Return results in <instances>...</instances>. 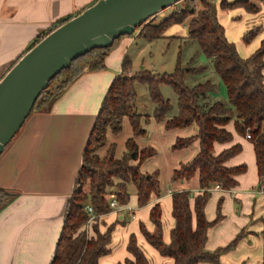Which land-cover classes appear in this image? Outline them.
Wrapping results in <instances>:
<instances>
[{"label":"crops","instance_id":"crops-1","mask_svg":"<svg viewBox=\"0 0 264 264\" xmlns=\"http://www.w3.org/2000/svg\"><path fill=\"white\" fill-rule=\"evenodd\" d=\"M92 2L0 0V80L41 33L61 19L83 12ZM220 3L221 0L216 2L218 6ZM259 7L256 14L242 7L232 10L218 7V17L226 36L236 44L243 58L255 53L264 40V5L259 4ZM167 11L170 12L166 14ZM172 13L173 10L168 8L153 20L156 23L158 17L166 19ZM182 25L183 29L180 25L171 26L163 37L187 38V23ZM261 26L257 37L246 44L245 34ZM133 42V37L124 38L107 57L105 70L86 72L50 107L30 115L0 156V188L14 195L13 201L0 212V264H51L103 99L114 78L122 73L123 61L128 57ZM215 84L222 89L223 83L219 79ZM123 126L119 135L108 131L107 145L98 151L101 158L113 144L116 145V157L122 158L126 152V141L134 137L128 118L124 119ZM142 126L146 135L135 138L139 148L152 147L157 153L146 160L140 170L144 174H159L161 195H152L150 202L140 207L137 189L129 184L130 200L123 205L125 208L112 210L98 218V228L102 233L114 225L110 253L102 257L99 264H125L127 259H133L128 250L132 236L136 237L150 264H174L173 259L162 256L146 240L141 228L144 226L152 234L156 232L151 210L160 204L163 240L170 244L175 227L173 193L182 190L199 192L198 175L190 181H171L173 172L182 164L191 162L200 152L199 141L186 149H173L178 138L196 136L197 125L167 130L165 123L157 122L153 115H144ZM227 130L233 134V141L215 143L214 153L219 155L241 144L242 152L227 161L226 166L245 164L247 171L237 178L238 185L234 189L212 191L206 216L210 222L215 221L219 214L221 219L208 230L206 249L211 252L222 250L221 264H264V186L260 184L254 145L236 132L234 123L229 124ZM160 150L165 151L163 158ZM132 164L136 165L137 161ZM162 165L166 171L164 175L160 172ZM113 189L110 192H115ZM112 196L114 193L107 195V199ZM220 199L222 206L219 212ZM89 230L94 235L91 227Z\"/></svg>","mask_w":264,"mask_h":264},{"label":"trees","instance_id":"trees-1","mask_svg":"<svg viewBox=\"0 0 264 264\" xmlns=\"http://www.w3.org/2000/svg\"><path fill=\"white\" fill-rule=\"evenodd\" d=\"M184 1L179 9L174 10L162 22L155 23L152 20L145 24L139 35L147 41H154L163 37L171 26L188 22L187 39L196 42L210 60L214 74L227 90L228 101L216 97L218 86L210 76H204V83L194 86L187 83L189 76L207 72L205 66H194V61L183 66L179 58L172 74L161 75L144 70L129 75L132 61L125 57L122 73L114 78L103 99L85 148L83 165L68 202L63 229L51 264H99V260L110 253L109 245L114 225L102 233L97 224L99 217L112 211L107 199L110 193H114L120 205H126L130 200L128 185L133 184L137 189L140 207L146 206L152 195H161L159 174H144L140 170L141 165L157 152L152 147L140 149L135 140L136 137L146 135L142 126L144 116L136 107L137 83L147 85L154 105L153 116L157 122L165 123L167 130L184 129L194 124L198 127L196 136L178 138L173 146L174 150H182L195 141L200 142V152L197 156L176 169L171 178L175 183L190 181L197 175L199 177L198 194L182 190L172 195L175 227L171 233V243L166 244L163 240L160 204H156L151 210V220L156 226V232L152 234L144 226L141 228L146 240L162 256L173 259L174 264H221L222 250L211 252L206 249L208 230L221 216L219 214L215 221L210 222L206 216V206L216 185L230 191L237 187V178L247 171L245 164L226 166L227 161L242 152L241 144H236L219 155L214 153L215 143L233 141V134L227 130L229 124L234 123L236 132L241 136L251 134L249 140L254 145L260 184L264 186V40L255 53L243 58L236 44L227 38L225 28L218 17V7L224 10L242 7L247 12L256 14L260 10L256 3L264 5V0H221L219 6L216 4L218 0H199V9L196 0ZM80 13L61 19L47 32H43L27 52L52 31ZM257 35V32H248L244 36V42L250 44ZM128 37L131 36L121 37L113 46L95 49L73 61L69 68L51 81L37 100L31 115L50 107L86 72L105 70L109 54ZM163 84L170 85L177 95L178 111L174 116L172 104L161 93ZM125 118L129 119L134 134L133 138L126 141V152L122 158H117L116 145L113 144L101 158L98 151L107 145L108 131L119 135L123 130ZM133 161H137V164L133 165ZM116 180L118 183H115ZM86 186L88 191H85ZM113 187L117 190L110 192ZM13 199V194L0 188V212ZM87 206H91L96 215L90 225L88 222L91 215L86 210ZM221 206L222 199L219 201V212ZM90 227L94 235L89 232ZM128 250L133 259H127L125 264H150L135 236L131 237Z\"/></svg>","mask_w":264,"mask_h":264},{"label":"water","instance_id":"water-1","mask_svg":"<svg viewBox=\"0 0 264 264\" xmlns=\"http://www.w3.org/2000/svg\"><path fill=\"white\" fill-rule=\"evenodd\" d=\"M184 0H98L30 49L0 80V156L51 81L73 61L124 36Z\"/></svg>","mask_w":264,"mask_h":264},{"label":"rangeland","instance_id":"rangeland-1","mask_svg":"<svg viewBox=\"0 0 264 264\" xmlns=\"http://www.w3.org/2000/svg\"><path fill=\"white\" fill-rule=\"evenodd\" d=\"M96 1L98 0H93L92 3ZM184 3L185 1H182L170 8L173 11L177 10ZM91 4H89V6ZM256 4L259 6V4L261 3L257 2ZM196 6L198 9L201 7L199 0H196ZM169 12L170 11H167L166 14H168ZM164 19L161 17H158V19L156 20V23L161 22V20H164ZM151 21H148L146 24L150 23ZM54 25L55 24L47 28L44 32H47ZM180 27L182 29L184 28L183 25H180ZM142 28L143 27L137 29V31L131 36L133 37L134 42L129 49L128 57H130V60L132 61V71L133 72L132 71L129 72V75H135L136 73L144 71V70L152 72V73L161 74V75L172 74L180 58L183 66H187L192 61H194L193 63L194 66L207 67V72L205 74H202V75L197 74V75H192L188 77L187 83L190 86H194L199 83H204L205 82L204 76L212 77L213 80L215 79L214 82L216 81V79L218 80V77L214 74L213 66L210 60L204 55V53H202L199 45L196 42L189 40L187 38H177V37L176 38L161 37L154 41H147L139 35V32ZM261 29H262V26L255 27L253 28L252 32H257L259 34ZM33 43L30 44L29 48L31 47ZM217 88L218 89H217L216 95L218 96V98L221 100L228 101L227 90L224 84L222 86V89L219 86ZM136 90H137L136 107L138 109V112L141 113L143 116L153 115L154 105L151 101L147 85L143 83H137ZM161 93L172 104L173 106L172 114L177 113L178 111L177 101L178 100H177V95L172 89V87L170 85L163 84L161 86ZM124 134H125V131L121 134V136ZM160 152L162 151L160 150ZM164 154H165V151L163 150V152L160 155L161 158H163L166 155ZM160 172H161V175L162 174L164 175V173L166 172L165 167L163 165L161 167ZM113 190H117V189L115 188ZM85 191H88V186L85 187ZM88 224L90 225L91 223L88 222Z\"/></svg>","mask_w":264,"mask_h":264},{"label":"built area","instance_id":"built-area-1","mask_svg":"<svg viewBox=\"0 0 264 264\" xmlns=\"http://www.w3.org/2000/svg\"><path fill=\"white\" fill-rule=\"evenodd\" d=\"M246 137H247V139H251V134L248 133ZM213 190H223V189H222V187H220L219 185H216V186L214 187ZM109 203H110V208H111L112 210H118V209H123V208H125V207H123V205H120V204L118 203V201H117V199H116L115 196H112V197L109 199ZM86 210H87V211L90 213V215H91V217H90V219H89V223H91V222L96 218L95 212H94V210H93V208H92L91 206H87V207H86Z\"/></svg>","mask_w":264,"mask_h":264}]
</instances>
